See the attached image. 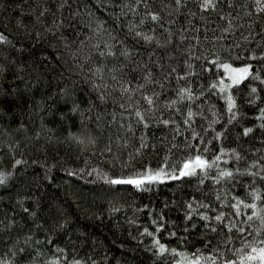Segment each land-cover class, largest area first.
<instances>
[{
	"label": "trees",
	"instance_id": "obj_1",
	"mask_svg": "<svg viewBox=\"0 0 264 264\" xmlns=\"http://www.w3.org/2000/svg\"><path fill=\"white\" fill-rule=\"evenodd\" d=\"M255 2L256 0H233V5L230 6L227 0H218L216 10H202L198 8L199 0H187L186 6L175 14L176 23L171 25L173 39L166 53L155 42L149 46L142 39L135 41L141 52L156 49L164 57L162 63L165 68L171 64L178 70L186 71L183 61L188 60L190 63L194 62L193 66L198 70L197 74L180 80L173 74L164 82L165 90L155 85V90L161 92L162 99L157 102L155 114H150L152 124L146 130L150 143L148 147L137 152L136 149L140 147V134L144 129L134 124L136 131L130 132L126 130V125L120 123L125 111L120 108V104L125 102V94L118 88H112L109 82V98L100 102L92 89L93 81L90 79L94 72L93 65L105 59L93 48L98 40L102 41L107 38L106 34L114 32L117 38L123 39L127 36L129 42H133L127 28L132 15L124 14L127 7H123L122 11V6L126 5L128 0H68L67 6L62 10L65 17L64 27L56 33H44V29L37 25V30L43 33L39 38L15 25V19L19 16L29 27L32 26L34 15L27 9L33 6L36 0H0V31L4 30L5 21H10L7 25L10 38L14 41H26L25 51L21 56L26 65L24 71L15 73V83L11 85L9 82L14 79L12 75L0 78V88L10 91L15 89V95H0V108L4 109L0 114V170L14 171V175L9 177L6 184H0V218L15 211L19 218H23L26 231L33 221L20 211L16 196L32 197L26 204L29 208H34V205L39 203V209L34 210L37 211L38 217L45 221L52 235L50 244L41 245L45 252V255L39 257L41 264H55L48 260L51 255L59 256L60 264H73L74 261L81 260L84 264H90L92 260H96L97 264H161L159 259L153 260V255L145 247H151L153 237L150 233H156L169 247L187 251L193 259L200 253L206 255L212 251L213 246L221 249L240 246L242 241L236 230L232 233L235 239L225 246L219 241L224 239L227 233L205 232L202 218L195 213L189 220H185V201L191 196H196L197 200L205 203L211 202L213 207L210 215L214 216L216 210L226 213L233 211L230 207V196V203L227 205H219L215 199L214 192L223 193L225 184L217 187L210 179H206L204 184H198L199 169L197 175L144 182L141 187L112 184L105 176L110 178L115 175H136L148 166L155 170L164 164L165 158L169 161L165 170L169 171L173 165L179 166L183 158L195 151L193 148H185V145L192 144H200L203 149H207L206 154L210 160L212 154L219 152L221 146L226 149L236 148L245 160L259 158L257 153L249 151V148L264 149V143L256 139L264 130L256 128L255 135H240L242 125L256 123L253 118L256 107L242 105L241 111L247 115L241 118L240 123L233 122L224 129L221 139H216L215 132L224 128L226 123L225 101L217 96L216 89L208 87L210 81L215 79L217 74L222 75L224 71L215 69L211 60L214 54H219L236 65L253 63L264 68V59L248 56L252 50L264 51V12H256ZM244 8L249 11L245 12ZM77 9L78 14L69 17V12H77ZM53 11L56 9L53 8ZM140 11L142 12L143 8ZM221 12H231L234 30L221 31L227 27V18H222ZM162 15L164 19L161 23L166 28L169 16L163 13ZM69 19L71 26L68 24ZM189 19L192 21L191 25L186 23ZM101 22V31L97 33L96 28ZM46 23H51V15L47 17ZM149 27L151 24L145 25V28ZM181 27L187 29L184 40L179 39ZM250 31L254 32L255 36H250ZM157 33L161 38H166L164 28H158ZM61 35L67 42L61 39ZM196 36L200 37L198 43ZM221 36L223 39L212 38ZM242 37L248 38L242 40ZM190 44L193 45L191 52H194L195 56H190L186 51ZM86 56L88 59H85ZM143 59L148 57L145 55ZM151 59H156L155 54ZM107 62L113 63V58L109 57ZM205 62L212 67V72L203 70ZM89 69H93V72ZM153 71L156 72L154 79H159V69L154 68ZM252 82V78H248L246 83L236 86V90L243 94L248 91L247 84ZM189 84L194 92L207 89L205 96L182 100L172 108L164 106L165 99L174 98L181 87H187ZM66 86H70V90L74 91L75 100L59 94L58 89ZM151 90L150 86L149 91ZM261 95H264V92ZM73 102L79 103L82 108L93 105L91 111L85 113L86 131L81 127L80 113L69 111ZM142 106L147 107L146 104ZM177 107L181 109L180 112L175 111ZM188 107H192L196 113H203L196 115L190 126L184 124ZM213 108L223 118L216 120L210 129L207 126L214 120ZM59 113H64V116L61 117ZM97 116H100L99 120ZM123 119L127 121L128 118ZM158 119H169L175 123H156ZM177 125L179 131H176ZM69 130L78 135L90 134L96 142L80 143L66 138ZM192 131L199 135L192 137ZM9 145L14 147L9 148ZM13 152L26 161V164L17 166L15 170L11 167ZM225 155L231 158L219 160L218 164L222 167L237 166L233 153L228 152ZM261 155H264V152ZM45 165L48 166L47 169ZM239 166H245V161H241ZM215 173V168H212L209 174ZM49 176L51 179L47 178ZM247 179V174L241 175L239 179L228 183L226 190L250 201L247 188L240 183L241 180ZM260 188L264 189V183L260 184ZM261 196L264 197V191ZM258 203H264V200ZM196 210L207 211L202 205ZM54 217L68 218L70 223L67 229L53 232L51 222ZM246 219L244 215L237 217L238 221ZM191 223H197V228H188L185 232L184 229ZM256 223L258 224V221ZM157 224H163L164 227L157 230ZM243 226L249 229L244 234V239H264L250 224ZM145 228L149 229L148 233L144 232ZM172 230L176 231V236L168 235ZM17 231L15 228L12 230L13 233ZM202 232L204 235H201ZM38 235H44V229H39ZM179 237L186 238L181 241ZM206 239L211 243L206 244ZM57 245L66 251H58ZM5 250L6 245L0 236V256L4 255ZM168 255L180 259L178 253ZM229 257L235 259V253H229Z\"/></svg>",
	"mask_w": 264,
	"mask_h": 264
},
{
	"label": "snow or ice",
	"instance_id": "obj_2",
	"mask_svg": "<svg viewBox=\"0 0 264 264\" xmlns=\"http://www.w3.org/2000/svg\"><path fill=\"white\" fill-rule=\"evenodd\" d=\"M228 4L233 5V0H227ZM68 0H36V3L27 9L28 12L33 13L34 20L31 22V27L24 22L21 17L15 19V25L18 28H23L26 33H34L36 37H41L42 32L37 30V25L44 29V33H56L59 29H62L65 25V17L63 9L67 6ZM187 0H128V3L123 7H127V15L131 13L132 19L128 21V35L133 38V42H129L128 37L119 39L115 33H108L107 38L100 41L98 40L93 48L95 52L105 59L93 65V69H89L93 72L90 79L93 81L92 89L96 92L98 101L103 102L109 98V88L111 82L112 88H118L121 93L125 94V102L120 104L121 109H125L122 113L120 123L126 125V130L135 132V125H140L144 130L141 131L140 147L136 149L137 152L141 149L148 147L150 143L149 137L146 134V130L152 124L150 114L154 115L157 109V102L162 99L161 92L155 90V85H159L161 90H165L164 82L169 80L170 77L175 74L177 80L181 78H189L193 74H197L198 70L188 60L183 61L184 66L187 70H178L177 67L169 64L165 68V64L162 63L164 57L160 55L156 49L151 51L141 52L137 47L135 41L142 39L146 45H151L155 42L156 45L161 47V50L165 53L167 48L173 39V30L171 25L176 23L175 14L184 6H186ZM218 0H199L198 8L202 10H216ZM155 5V6H154ZM243 8L244 6L241 5ZM53 8L56 11H53ZM143 8L141 12L140 9ZM255 10L257 13L264 12V0H256ZM245 12L249 9L244 8ZM59 12V16H57ZM77 12H69V17L75 16ZM167 14L169 19L167 20L168 27H164L161 23L164 19V15ZM51 15V23H46L47 17ZM195 15V13H192ZM222 18H227V27L221 29L222 32H229L234 30L233 18L231 12H221ZM203 19V17H201ZM191 25L192 21L189 19L186 21ZM251 24L252 21H249ZM10 21H5L4 30L0 31V78H6L9 75L14 77L13 81H10V85L15 83V73L23 72L25 69V63L22 62L21 56L25 51L26 41H14L7 34ZM69 26H71V19L68 20ZM146 24H151V27L145 28ZM102 28V22L100 26L96 28V32L99 33ZM158 28H164L166 38H161V35L157 33ZM187 29L181 27L179 39L184 40V33ZM250 36H255L254 32H249ZM213 39H223V37H212ZM248 37H242V40H246ZM61 39H67L61 35ZM197 43L200 37H195ZM83 43V42H81ZM264 43V41H262ZM103 45V46H101ZM193 45H189L186 51L189 52L190 56H195L194 52H191ZM155 54L156 59L151 58ZM75 55V53H73ZM148 59H143L144 56ZM174 55V54H170ZM250 58L255 59L257 56L264 59V51L257 52L252 50L248 53ZM113 58V63L107 62L108 58ZM85 59H88L86 56ZM211 60L214 62L215 69H223V74H217L215 79H212L209 83V88L217 90V96L225 101L226 108V123L224 128L215 132L216 139H221L224 136V129L228 128L233 122L240 123L241 118L246 113L241 111V106H255L256 111L253 113V118L256 120L255 124L242 125V131L240 135L248 137L250 134L255 135L254 129L259 128L264 130V68L253 63H241L239 65L233 64L230 60L223 59L219 54L211 56ZM154 68H158L161 75L159 79H154L156 72ZM254 68L260 70L254 71ZM203 70L212 72V67L208 63H204ZM138 73V75H137ZM135 77V78H133ZM248 78H252L254 82L247 84L248 91L241 94L236 90V86L246 83ZM33 83H36L33 81ZM259 84V87H258ZM152 90L149 91V87ZM27 87V85L25 86ZM205 91L194 92L191 85L187 87H181L177 92L176 96L172 99H165L164 106L172 108L182 100H194L198 96L204 97ZM59 94L64 97H72L75 100L74 91L70 90V86H66L63 89H58ZM0 95H15V89L0 88ZM142 104H146L147 107H143ZM93 105L89 104L87 107L82 108L79 103L73 102L69 111L72 113H80L81 127L86 131L87 125L84 123L86 117L85 113L90 112ZM212 108V106H209ZM126 109H131L127 111ZM176 112H180L181 109L177 107ZM4 112L3 108H0V114ZM203 115V113H196L192 107H188L186 114L184 115V124L191 125V122L196 115ZM61 117L64 113H59ZM212 115L214 120L208 124V128H213L215 121L223 118L222 115L212 109ZM115 112L113 113V119H115ZM127 117V121L123 119ZM97 120L100 116L96 117ZM134 118V120H133ZM156 123H163L169 125L175 123V121L169 119H158ZM176 131H179V125H177ZM199 134L196 131H192L191 136L197 137ZM74 139L80 143L95 144V138L92 135L77 134L71 130L68 131L67 137ZM240 138L239 136L237 137ZM201 139H203L201 137ZM261 143H264V131H262L259 137H256ZM127 143V141H125ZM211 143V141H209ZM155 147V145H152ZM175 147V145H173ZM9 148L14 147L9 145ZM185 148H193L195 151L190 153L187 158L182 159V163L179 166L173 165L169 171L165 170V166L168 165L169 161L165 158L164 164L159 168L153 170L151 166L147 169H142L136 175H115L112 177L105 176L106 179L110 180L112 184H131L137 187H141L144 182L151 181H163L168 179L179 178L183 176L197 175L199 169L198 184H204L206 179H210L217 187L220 184H225V191H215V199L219 205H227L230 203L229 196L231 197L230 207L233 209L232 212H223L216 210L215 215H210L212 211V203H205L201 200H197L196 196L189 197L185 203L187 205V211L185 220H189L193 217L194 213L202 218L203 227L207 233H227L226 237L219 242L227 246L235 238L232 233L236 230L240 234V246L238 248H227L221 249L220 247L213 246L212 251L200 253L193 259L191 254L185 250H181L177 247H169L168 244L162 242L156 233H150L153 237L151 241V247L145 246L147 251L153 255V260L159 259L161 264H264V239H244L249 229L243 225H251L252 229L261 236H264V203H258V201L264 200L261 196V192L264 189L260 188V184L264 183V149L249 148V151L257 153L259 158L247 159L242 155L236 148L226 149L223 146L219 148V152L212 154L211 160L208 158L207 149H203L200 144L185 145ZM231 152L234 154L237 166L235 167H222L217 163L219 160L230 159L231 157L225 155ZM241 161H245V166H239ZM39 163V162H37ZM26 164V161L22 157L16 156L15 152L12 153L11 167L13 170L17 166ZM47 165L45 168L47 169ZM215 168V175H210V170ZM243 174H247V181L241 180L240 183L247 188V194L251 197L250 201L243 199L241 196L236 195L234 192L226 190L228 183L233 180L239 179ZM14 175V171L0 170V184H6L9 177ZM51 179V177H47ZM259 181V183H257ZM33 199L30 196H16V203L19 205L21 212L26 214L31 221L32 225L28 229L24 230V220L19 218L15 211L6 213L0 218V236L3 237V241L6 245V250L3 256H0V264H41L39 259L40 256L45 255L44 249L41 247L42 244L51 243L52 235L49 233L48 228L45 225V221L40 219L37 215V211L40 205L37 202L34 208L26 206L29 200ZM203 206L207 211L197 212V207ZM243 206V207H242ZM146 207V206H145ZM244 209H250L251 211H244ZM244 215L247 217L246 220L238 221L237 217ZM258 221V224L256 223ZM70 221L68 218L54 217L51 222V228L53 232L60 229H67ZM153 223H156L153 221ZM157 230L163 228V224L156 225ZM18 229L16 233H13V229ZM188 228L196 229L197 223H191L184 229L185 232ZM39 229H44V235H38ZM145 233L149 232L148 228L144 229ZM169 236H176L175 230L168 233ZM204 235V232L201 233ZM186 237H179L183 241ZM207 241L206 244H210ZM58 251H66L61 249L58 245L56 246ZM250 249V250H248ZM199 252V249H197ZM169 253H178L180 259H174ZM229 253H235V259L229 257ZM167 257V259H165ZM48 260L60 264V257L56 255L48 256ZM73 264H84V261H74ZM90 264H97L96 260L90 261ZM119 264V262H118Z\"/></svg>",
	"mask_w": 264,
	"mask_h": 264
}]
</instances>
